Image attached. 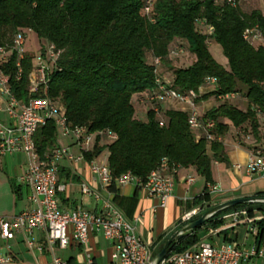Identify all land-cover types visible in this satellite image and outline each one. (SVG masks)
I'll use <instances>...</instances> for the list:
<instances>
[{
    "label": "trees",
    "instance_id": "1",
    "mask_svg": "<svg viewBox=\"0 0 264 264\" xmlns=\"http://www.w3.org/2000/svg\"><path fill=\"white\" fill-rule=\"evenodd\" d=\"M236 1L232 5L228 0H151L147 12V0H0V43L9 42L17 30L30 28L41 43H53L61 50L48 95L60 101L72 125L102 132L84 157L92 160L106 148L114 180L131 172L144 183L167 158L174 165L195 167L206 180V192L208 183H214L212 161L228 162L223 140L208 141L199 136L191 128L185 109L164 108L161 102L147 100L146 94L156 87L154 58L160 56L163 63H169L173 58L171 50L181 44L185 52L193 55V62L173 68L169 75L162 63L160 76L182 93L197 90L207 76L216 77V87L197 101L233 92L243 94L248 100L247 108H240L230 99L219 100L203 117L216 121L212 132L222 138L233 125L237 134L247 130L252 141L264 144L257 111L264 110V45L244 38L245 29L253 26L264 35V11L257 7L245 10L242 3L247 0ZM211 41L221 45L226 66L212 54ZM29 67L26 60L20 79L16 78L13 64L9 70L14 94L25 100L29 97ZM140 103L146 106V119L137 115ZM156 104L161 114L154 110ZM161 118L164 125H160ZM107 130L117 137L104 146L100 142L108 141ZM35 139L41 154L58 146L55 122L49 120L43 125ZM69 175L60 168L61 178ZM11 184L17 192L15 182ZM209 200V193L195 198L196 204ZM244 208L251 217L256 211L264 215V202L222 209L179 237L172 252L192 247L203 239L205 229L223 223L222 216ZM257 225L256 240L263 245L264 218ZM67 263L77 264L75 257L68 258Z\"/></svg>",
    "mask_w": 264,
    "mask_h": 264
},
{
    "label": "built area",
    "instance_id": "2",
    "mask_svg": "<svg viewBox=\"0 0 264 264\" xmlns=\"http://www.w3.org/2000/svg\"><path fill=\"white\" fill-rule=\"evenodd\" d=\"M236 5V0H228ZM151 0H147L146 11L150 10ZM209 31L213 28L200 21ZM26 29L17 30L9 42L0 43V161L7 156L23 153L26 157V169L17 177V183L26 185L30 189L29 200L32 206L13 215H0V237L12 240L18 234L25 236L29 248H36L41 252L48 251L52 255L53 264H68L67 259L54 254V248L81 250L83 258L76 260L77 264H94L93 255L89 248L93 233H102L112 242V260L118 264H150L153 260L148 245L136 234L135 225L130 222L110 199L102 200V209L97 211L77 207L73 210L61 207L60 196L69 189V183L60 177V168L63 161H78L84 159V153L95 145L98 134L84 125H72L68 120L65 109L59 100L48 95V90L53 73L58 69L61 50L55 44L42 42L40 56L27 50ZM244 38L249 42L264 45V35L257 27H248L244 31ZM185 52L181 44L171 50V56L178 57ZM46 59V62L44 60ZM29 60L28 94L27 100L18 98L11 85L9 72L12 64L16 78L20 79L24 70V62ZM162 57L156 56L153 64L156 68V87L146 99L150 101H174L189 105L188 122L198 135L204 136L208 141L223 140L213 133L216 127L214 119L204 118L199 112L197 99L204 93L213 90L218 80L214 76H207L197 90L190 89L182 93L166 82L159 74L162 66ZM237 93L219 95V100L236 98ZM154 110L161 114L159 105ZM259 124L264 135V110L258 109ZM49 120H53L57 127L58 139L70 137L74 145L79 148L76 154L59 140V145L54 149L41 154L36 144V133ZM160 125H164L161 118ZM108 140H113L117 135L107 130ZM248 135V134H247ZM247 137L252 138L251 135ZM253 147L249 152L248 172L251 176L264 178V144L253 140ZM92 171L99 181L110 184L114 181L108 163L90 162ZM181 166L171 164L167 158L151 171L146 182L131 172H126L117 177L119 183L134 181L141 185L151 197H158L161 205L165 206L174 187L173 176ZM187 182L193 184L194 176L187 177ZM83 193H90L92 189L87 184H82ZM221 187L216 183H208L207 191L202 194H217ZM97 199L101 196L94 193ZM202 205L194 207L182 215L185 223L190 222L195 216L204 212ZM232 218L234 224H248V232L255 236L259 233L257 221L264 215L249 216L247 210H237L222 216ZM42 233L43 238L37 241L35 233ZM264 257V247L257 242L248 248H243L237 243H213L201 239L192 247L181 251L171 252L159 264H252L254 258ZM0 264H15L10 257L0 256Z\"/></svg>",
    "mask_w": 264,
    "mask_h": 264
},
{
    "label": "crops",
    "instance_id": "3",
    "mask_svg": "<svg viewBox=\"0 0 264 264\" xmlns=\"http://www.w3.org/2000/svg\"><path fill=\"white\" fill-rule=\"evenodd\" d=\"M262 10L264 11V9ZM213 48L216 52L219 50L222 52V47H220V45H214ZM210 100L211 98L197 101L198 109L201 114H205L209 109L216 106V103ZM172 106H180L186 111L189 110V105L186 103H177L174 101L164 103V108ZM145 109L146 106L144 103L138 104V110L146 113ZM237 131L235 127L232 129L229 128V131L223 136L228 162L212 161L213 181L220 185L221 191L217 194L210 195L209 201H202L200 204H196L195 202V198L202 194L207 183L204 177H202V179L196 177L197 171L193 166L180 167L173 176V191L165 206L161 205L160 198L149 196L146 190L134 181L122 184L114 180L110 184L104 185L99 181L90 165L92 160L96 161L97 158H102V154L100 153L92 160H87L84 157V159L78 161H63L61 163V168L66 169V172L70 174L68 178L65 176L61 178L69 183L68 191L60 196L61 207L68 210L84 207L87 210L99 212L102 209V200L110 199L123 215L135 225L136 234L148 245L150 255L153 258L160 252L168 239L179 227L186 224L182 220V215L190 209L206 202L204 205L205 212L211 205L215 206L229 199L264 195V178L251 176L248 172L247 164L253 141L249 137L244 142L238 141L237 138L234 139ZM60 141L70 145L75 153L78 152L79 149L74 145L72 139H61ZM100 144H102V142H100ZM108 156L109 152L107 150V159ZM8 163H11V165H17V163H19L20 172L16 175L15 184L18 190L17 195L23 198L22 185L17 183V177L26 169V157L23 153L4 157L0 161V168ZM189 176L195 177L196 180L193 184L187 182L186 179ZM82 184L90 186L92 192L88 194L83 193L81 188ZM26 188V204L19 212L32 206L29 200L30 189L27 186ZM13 191L15 190L13 189ZM94 193L99 194L101 198L97 199ZM0 215L8 216L9 214L0 213ZM259 215L260 212H255L254 216ZM206 234H209V238L205 236L206 238L204 237V239L213 243L233 242L246 248L245 245L249 235L248 224H234L232 218H224L223 223L219 227H210L208 233L205 232V235ZM15 238L26 243L23 234H18ZM34 238L37 241H41L43 234L37 232ZM89 248L93 255L94 264H118L116 260H112V242L106 239L102 233L92 234ZM57 249L70 251L67 257H62L63 259L75 257L76 260H79L83 258V252L81 250ZM33 252L36 258V264H53L52 260L48 259V255H50L48 251L41 252L34 248ZM6 256L10 257L15 264H22L19 262L16 253L10 252V254ZM252 262V264H264V257L254 258Z\"/></svg>",
    "mask_w": 264,
    "mask_h": 264
},
{
    "label": "rangeland",
    "instance_id": "4",
    "mask_svg": "<svg viewBox=\"0 0 264 264\" xmlns=\"http://www.w3.org/2000/svg\"><path fill=\"white\" fill-rule=\"evenodd\" d=\"M242 7L245 10H249V8H253V7H257V8L260 7L262 9H264V0H247V1H244L242 3ZM25 31L27 33V44H26L27 50L32 54L35 53L38 56H40V54H41L40 53L41 42L38 38L37 33L30 28H26ZM10 33H12V32H10ZM214 45H219V44L214 42V41H211L210 42V50L212 51L214 57L220 63H222L223 65L226 66L227 65L226 57L224 56L223 52H221V50L216 52L215 49L213 48ZM220 47H221V45H220ZM44 60L46 62L45 58H44ZM193 60H194V57L191 53L184 52L180 56L173 57L172 59H170L169 63H163L162 67H164L166 69V71H165L166 75H169L172 73L173 68L187 67L193 62ZM210 98H211L210 101L215 102L216 105L221 102V101H219V99L215 98L214 96H211ZM210 98H208V99H210ZM208 99H206V100H208ZM230 101L242 109L247 108V105H248V100L241 93H240V96H237L236 98H231ZM211 107H212V105H211ZM137 115L139 118H142V119L146 118L145 112H142L140 110L137 111ZM232 128H233V125H230V129H232ZM239 133L240 134L236 133V135L234 136V139L237 138V140L240 142H244L245 140H247V138H248L247 137L248 135L246 134L247 130L246 131L240 130ZM68 138H70V137H68ZM61 139L65 140L67 138H61ZM109 141L110 140L103 142L102 145L106 146V144ZM78 152H79V150H78ZM101 154H102L101 155L102 158H99V159L97 158L96 161L99 163H107V161H108L107 149L105 148L101 152ZM14 165L15 164L11 165V163H8V164L4 165L2 168H0V213H2V214H9V215L14 214V213L16 214L19 212V210H21V208L25 207L24 205L26 204V193H27L26 186L22 185V191L24 194L23 198H20V196L17 195V192L13 191V186H12L11 182L16 181V175H18L20 172L19 163H17V165H15V166ZM196 177L198 179H202L203 176L200 174L197 175V173H196ZM212 207L213 206L211 205L210 207H208V209H210ZM244 209L246 210V208H244ZM237 210H240V209L231 210V212L237 211ZM256 213H257V211H256ZM209 229H205L204 232L202 233L201 236L203 237V239L205 236L209 238V234L205 235V232L208 233ZM256 242H257L256 236L253 233H249L245 247L246 248L251 247ZM261 246L264 247V244ZM33 251H34V249L29 248L24 241L18 240L16 238L11 240V241L4 240V239L0 238V256H6V255H9L10 252H14L17 254L20 263H22V264H36V262H35L36 258H35ZM54 254L58 255L60 257H67L70 254V251L69 250H58L57 248H54ZM51 258H52V255L51 254L48 255V259L52 260Z\"/></svg>",
    "mask_w": 264,
    "mask_h": 264
},
{
    "label": "water",
    "instance_id": "5",
    "mask_svg": "<svg viewBox=\"0 0 264 264\" xmlns=\"http://www.w3.org/2000/svg\"><path fill=\"white\" fill-rule=\"evenodd\" d=\"M246 202H264V195L262 196H253V197H239V198H233L229 199L227 201H224L222 203H219L212 208L205 211L200 218L190 221L180 227L165 243L163 248L160 250V252L153 257V260L150 264H159L160 261L165 258L172 250L173 245L177 241L179 237H182L185 234L190 233L193 231L196 227L202 225L205 223L210 217H212L216 212L225 209L227 207L235 206L241 203Z\"/></svg>",
    "mask_w": 264,
    "mask_h": 264
}]
</instances>
